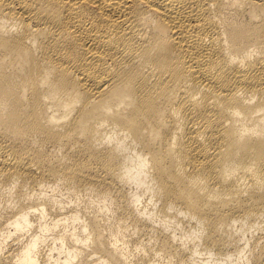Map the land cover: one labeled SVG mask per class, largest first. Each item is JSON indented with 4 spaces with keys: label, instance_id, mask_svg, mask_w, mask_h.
Segmentation results:
<instances>
[{
    "label": "bare ground",
    "instance_id": "bare-ground-1",
    "mask_svg": "<svg viewBox=\"0 0 264 264\" xmlns=\"http://www.w3.org/2000/svg\"><path fill=\"white\" fill-rule=\"evenodd\" d=\"M0 264H264V0H0Z\"/></svg>",
    "mask_w": 264,
    "mask_h": 264
},
{
    "label": "rangeland",
    "instance_id": "rangeland-1",
    "mask_svg": "<svg viewBox=\"0 0 264 264\" xmlns=\"http://www.w3.org/2000/svg\"><path fill=\"white\" fill-rule=\"evenodd\" d=\"M255 235H256V231H255V233H254ZM247 236L246 237H249V234H246Z\"/></svg>",
    "mask_w": 264,
    "mask_h": 264
}]
</instances>
